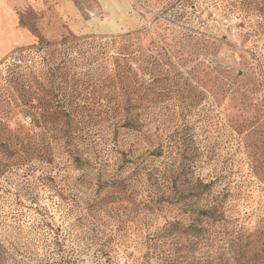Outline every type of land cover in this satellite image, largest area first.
Wrapping results in <instances>:
<instances>
[{
	"label": "rangeland",
	"instance_id": "374dc122",
	"mask_svg": "<svg viewBox=\"0 0 264 264\" xmlns=\"http://www.w3.org/2000/svg\"><path fill=\"white\" fill-rule=\"evenodd\" d=\"M74 2L0 57V264H264V0Z\"/></svg>",
	"mask_w": 264,
	"mask_h": 264
},
{
	"label": "crops",
	"instance_id": "0c3cea01",
	"mask_svg": "<svg viewBox=\"0 0 264 264\" xmlns=\"http://www.w3.org/2000/svg\"><path fill=\"white\" fill-rule=\"evenodd\" d=\"M97 1L100 5L106 2ZM62 23L68 31L85 32L86 23L74 0H0V57L15 47L32 44L37 38L33 28L41 35L54 36L60 34Z\"/></svg>",
	"mask_w": 264,
	"mask_h": 264
},
{
	"label": "trees",
	"instance_id": "16d2710c",
	"mask_svg": "<svg viewBox=\"0 0 264 264\" xmlns=\"http://www.w3.org/2000/svg\"><path fill=\"white\" fill-rule=\"evenodd\" d=\"M208 213H209L208 210L204 211V214H208ZM208 218H212L211 214H208ZM203 224H202V226L199 225L200 227H198L197 223L194 221V223H192V224H188L187 226H182V225H179L177 222H173V223H170L169 226L171 228V231H175L178 228L182 231L192 230V231H196V232H201V231H204V229H205ZM252 233H255V230H254V232H251L248 235L243 234L241 232H238L237 230L235 232L233 230L227 231L225 229V225H224V228L220 229V231L217 233V236H219V240L222 241L221 247H226L227 248L226 250H229L230 252H232L233 262L237 263V264H241L242 263L241 261L251 262V261L257 259V257L262 256V255H259L260 253L259 254L258 253L253 254L251 257L244 255V250L251 243L250 236L252 235ZM222 236H226V237H222ZM230 236H232V237H230ZM263 242H262V244H263ZM226 244H227V246H224ZM233 245L236 246V248H237L236 251H233V249H232Z\"/></svg>",
	"mask_w": 264,
	"mask_h": 264
},
{
	"label": "built area",
	"instance_id": "2783aa9c",
	"mask_svg": "<svg viewBox=\"0 0 264 264\" xmlns=\"http://www.w3.org/2000/svg\"><path fill=\"white\" fill-rule=\"evenodd\" d=\"M102 13L96 11L94 13L90 12V19L101 17ZM41 51L36 48H26L17 52L10 54L4 61L6 67L16 66V67H30L35 59H41Z\"/></svg>",
	"mask_w": 264,
	"mask_h": 264
}]
</instances>
